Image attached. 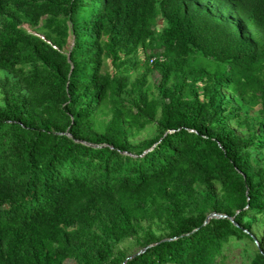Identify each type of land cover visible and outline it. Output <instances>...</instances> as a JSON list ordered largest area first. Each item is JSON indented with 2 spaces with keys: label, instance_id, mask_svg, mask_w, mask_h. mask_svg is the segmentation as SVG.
<instances>
[{
  "label": "trees",
  "instance_id": "obj_1",
  "mask_svg": "<svg viewBox=\"0 0 264 264\" xmlns=\"http://www.w3.org/2000/svg\"><path fill=\"white\" fill-rule=\"evenodd\" d=\"M262 226L264 0H0V264H264Z\"/></svg>",
  "mask_w": 264,
  "mask_h": 264
},
{
  "label": "rangeland",
  "instance_id": "obj_2",
  "mask_svg": "<svg viewBox=\"0 0 264 264\" xmlns=\"http://www.w3.org/2000/svg\"><path fill=\"white\" fill-rule=\"evenodd\" d=\"M26 26L29 28L28 25ZM140 57L145 58V54L141 53ZM112 69L114 68L112 67ZM141 72H145L148 74L151 84H154V82L158 83L161 79V75L157 71H149L147 70L146 66H141L138 68H131V75L133 77L138 75ZM147 134H148V130H144L138 135V138H142ZM258 232L260 235L264 236V226H262L258 230ZM248 247H249L248 248L249 250L245 251L244 244L233 243L228 248H226L227 258L220 264H250V259L253 256L254 247H250V246ZM65 264H76V262L73 259H69L65 262Z\"/></svg>",
  "mask_w": 264,
  "mask_h": 264
},
{
  "label": "water",
  "instance_id": "obj_3",
  "mask_svg": "<svg viewBox=\"0 0 264 264\" xmlns=\"http://www.w3.org/2000/svg\"><path fill=\"white\" fill-rule=\"evenodd\" d=\"M214 216H226V215H223V214H219V213L213 212V213H211V214L207 217L206 222L209 221V219H210L211 217H214ZM146 249H147V248H144V249H142L140 252H143V251H145ZM138 253H139V252H138Z\"/></svg>",
  "mask_w": 264,
  "mask_h": 264
},
{
  "label": "built area",
  "instance_id": "obj_4",
  "mask_svg": "<svg viewBox=\"0 0 264 264\" xmlns=\"http://www.w3.org/2000/svg\"><path fill=\"white\" fill-rule=\"evenodd\" d=\"M157 58H158V57H156V56H155V57H153V58L151 59V61H150V62H151V63H154V61H155ZM159 58H160V59H162V58H163V56H160Z\"/></svg>",
  "mask_w": 264,
  "mask_h": 264
}]
</instances>
